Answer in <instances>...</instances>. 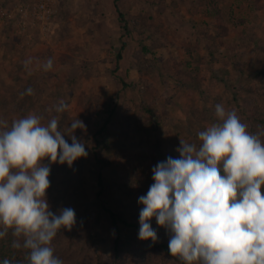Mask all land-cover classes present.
Wrapping results in <instances>:
<instances>
[{"label": "rangeland", "instance_id": "obj_1", "mask_svg": "<svg viewBox=\"0 0 264 264\" xmlns=\"http://www.w3.org/2000/svg\"><path fill=\"white\" fill-rule=\"evenodd\" d=\"M55 1L56 13L43 27L31 19L16 25V16L0 24V122L10 126L29 113L43 123L56 117L65 140L71 144L75 135L88 152L71 167L49 164L46 199L53 213L75 211L82 201L96 204L100 186L112 185L119 166L112 138L97 134L104 124L125 127L123 154L141 158L147 141L152 161L179 158L180 140L199 146L198 132L215 123V105L225 107L234 87L252 84L264 71V0H118L123 22L115 0ZM48 58L53 67L46 72ZM29 87L34 94L21 95ZM61 100L68 107L57 113ZM145 106L159 123H151ZM76 119L85 127L71 133ZM92 217L82 220L96 228L108 257L114 230ZM81 237L61 228L51 243L54 255L63 264H89Z\"/></svg>", "mask_w": 264, "mask_h": 264}, {"label": "clouds", "instance_id": "obj_2", "mask_svg": "<svg viewBox=\"0 0 264 264\" xmlns=\"http://www.w3.org/2000/svg\"><path fill=\"white\" fill-rule=\"evenodd\" d=\"M31 63L24 61L26 68ZM42 67L50 71L52 58ZM67 107L62 100L54 106L57 113ZM215 115L219 122L198 132L199 146L180 140L179 158L153 167L154 183L139 197L138 237L157 240L149 223L155 217L172 234L171 256L184 264H264V133L250 132L223 104L215 105ZM42 119L29 113L10 126L0 122V239L11 231V247L28 250V264H63L51 243L61 228L72 229L76 217L71 208L50 210L49 164L71 167L88 152L75 135L71 144L65 140L56 117ZM84 127L76 119L70 131Z\"/></svg>", "mask_w": 264, "mask_h": 264}, {"label": "trees", "instance_id": "obj_3", "mask_svg": "<svg viewBox=\"0 0 264 264\" xmlns=\"http://www.w3.org/2000/svg\"><path fill=\"white\" fill-rule=\"evenodd\" d=\"M115 0V8L118 11L120 22L124 21L122 13L119 11ZM125 32L128 31L126 25L122 26ZM125 42L122 43L121 50H123ZM121 53L117 54L119 61ZM254 82L247 86L234 87L232 96L227 100L225 108L228 111H235L242 123L249 126V131L252 133H264V87L262 82L264 80V71H259L254 76ZM187 85H197L201 93L206 90L204 87L196 83L194 80H184ZM145 111L153 119L154 124L159 123L155 118L154 110L148 106L144 107ZM215 123L219 122L215 116ZM109 120H106V123ZM107 124L97 131V134L106 133L107 137H111L114 141L113 150L114 158L117 161L118 169L113 179L112 185L105 187L100 186L96 196L100 200L96 204H89L87 201L79 202L75 205V212L78 215L76 223L72 227V231L76 230L77 234L82 238L86 256H89V264H184L178 257H172L168 244L171 238V232L166 228L159 226L153 217L149 223L157 233V240L153 242L149 240H141L138 237L140 223L139 216L143 205L139 203V197L146 195L151 184L154 183L152 179V169L158 162L152 161L155 156L148 150L147 141H143L142 149H144L141 158L136 154H123L120 150L122 144L120 138L121 134L125 132L123 124L119 129L115 126L114 129L106 128ZM153 134V131L151 132ZM151 138V137H149ZM264 141V135L261 136ZM141 151V150H140ZM99 161V160H98ZM108 165L109 162H103ZM69 179L74 176V169L69 170ZM98 182L101 183V174H98ZM93 214L91 223L93 221H105L107 226L114 230V235L111 241V254L106 256L102 248V239L96 233V228L89 224V220H82ZM86 219V218H85ZM15 238L11 232L0 239V262L4 259H9L12 264H28L25 257L28 250L14 249L11 247L12 241ZM74 264H84L82 259H79Z\"/></svg>", "mask_w": 264, "mask_h": 264}, {"label": "built area", "instance_id": "obj_4", "mask_svg": "<svg viewBox=\"0 0 264 264\" xmlns=\"http://www.w3.org/2000/svg\"><path fill=\"white\" fill-rule=\"evenodd\" d=\"M10 4L13 6L11 11ZM55 13V0H0V24L3 17L9 23V19L16 16V25H23L26 23L25 19H31L33 23L43 27Z\"/></svg>", "mask_w": 264, "mask_h": 264}]
</instances>
